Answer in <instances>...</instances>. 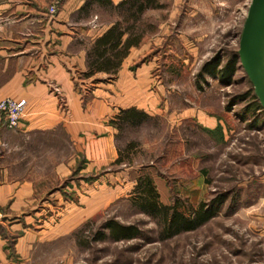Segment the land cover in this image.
I'll return each mask as SVG.
<instances>
[{
  "label": "rangeland",
  "instance_id": "374dc122",
  "mask_svg": "<svg viewBox=\"0 0 264 264\" xmlns=\"http://www.w3.org/2000/svg\"><path fill=\"white\" fill-rule=\"evenodd\" d=\"M161 1L145 13L154 27L124 65L132 79L143 77L127 91L150 117L119 127L122 108L109 112L112 140L100 150L88 145L107 129L88 138L57 127L13 140L5 157L11 176L33 179L35 189L28 217H15V240L31 233L11 248L12 263L264 264V107L252 110L259 99L239 59L231 81L204 70L213 57L220 68L236 58L250 0ZM146 173L163 203L178 199L186 213L217 204V212L162 238V222L135 198ZM113 218L142 233L113 241L105 227Z\"/></svg>",
  "mask_w": 264,
  "mask_h": 264
},
{
  "label": "crops",
  "instance_id": "0c3cea01",
  "mask_svg": "<svg viewBox=\"0 0 264 264\" xmlns=\"http://www.w3.org/2000/svg\"><path fill=\"white\" fill-rule=\"evenodd\" d=\"M86 1L63 0L52 15L47 12L51 0H0V99L12 97L26 102L14 129L7 127L6 119L0 116V228L8 233L16 228L15 217L22 215L24 221L34 206L33 179L11 176L6 163L17 136L23 139L39 130L60 127L71 137L82 130L86 137L93 138L96 132L107 129L103 119L109 112L131 105L148 107L137 104L136 93L127 91L144 82L142 76L132 79L124 68L137 46L123 59L116 77L102 71L84 75L87 49L117 18L111 11L105 15L106 7L95 0L84 7ZM119 85L125 89L124 94L119 92ZM112 134V129L100 137L96 134L89 151L110 143ZM30 233H22L16 241V233L0 231V264H16L10 260L11 248L25 242Z\"/></svg>",
  "mask_w": 264,
  "mask_h": 264
},
{
  "label": "trees",
  "instance_id": "16d2710c",
  "mask_svg": "<svg viewBox=\"0 0 264 264\" xmlns=\"http://www.w3.org/2000/svg\"><path fill=\"white\" fill-rule=\"evenodd\" d=\"M92 0H87L84 7L90 5ZM105 7L118 11V17L113 21L104 32L96 36L87 49V68L84 71L86 77L102 71L115 74L120 69L123 59L129 54L132 47L139 45L149 28L154 25L145 23V13L149 8H160L164 6L161 0H120L113 3L112 0H95ZM239 59L237 50L236 58L227 61L223 67H219L218 57L209 59L204 70L211 75H218L222 81H231V75L235 71L236 60ZM255 97H258L255 92ZM259 99V98H258ZM260 100L254 105L252 110L260 109ZM151 115L136 106H127L120 109L116 116L115 124L119 127L124 123L139 124ZM119 161V159L117 160ZM136 190L138 192L136 202L141 211L147 212L153 218H158L162 223L161 237H172L186 230L196 229L200 224L207 221L217 212V204L206 206L201 202L193 209H188L186 213L180 209V201L176 199L173 203L165 204L159 199V192L156 183L149 173L141 175L137 179ZM221 202V200H219ZM108 237L110 239H128L137 237L142 233L140 227L133 223L124 224L113 218L106 222ZM105 236V235H103Z\"/></svg>",
  "mask_w": 264,
  "mask_h": 264
},
{
  "label": "water",
  "instance_id": "95a60500",
  "mask_svg": "<svg viewBox=\"0 0 264 264\" xmlns=\"http://www.w3.org/2000/svg\"><path fill=\"white\" fill-rule=\"evenodd\" d=\"M244 20L238 45L240 62L264 106V0H250Z\"/></svg>",
  "mask_w": 264,
  "mask_h": 264
},
{
  "label": "built area",
  "instance_id": "2783aa9c",
  "mask_svg": "<svg viewBox=\"0 0 264 264\" xmlns=\"http://www.w3.org/2000/svg\"><path fill=\"white\" fill-rule=\"evenodd\" d=\"M62 1L63 0H51L47 12L52 15L56 14L58 6L62 3ZM25 106L26 102L24 100L21 101L12 97L0 99V116L6 119L7 127L15 128L19 125Z\"/></svg>",
  "mask_w": 264,
  "mask_h": 264
}]
</instances>
